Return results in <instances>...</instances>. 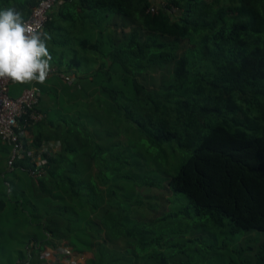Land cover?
Listing matches in <instances>:
<instances>
[{"label":"trees","instance_id":"16d2710c","mask_svg":"<svg viewBox=\"0 0 264 264\" xmlns=\"http://www.w3.org/2000/svg\"><path fill=\"white\" fill-rule=\"evenodd\" d=\"M36 3L0 0V10L14 8L25 20ZM67 3L79 5L77 15L90 21L86 28L73 20L69 29L79 27V46L96 66L80 69L82 59L71 58L65 68L74 74L71 82L56 66L52 75L63 80V93L41 87L44 96L52 93L59 100L52 110L39 89L38 109L45 118L29 132L35 144L60 142L45 174L33 179L15 169L2 176L4 194L49 234L42 246L65 242L74 254L91 252L85 264H168L161 251L165 230L159 226L164 225L158 221L177 213L126 225L130 214L108 185L118 177L133 179L122 172L133 165L118 138L124 123L150 146L169 151L165 166L155 160L165 168L168 187L186 195L214 226L227 217L231 233L264 232V0L62 5ZM53 15L43 31L55 21ZM168 67L169 76L162 74L158 84L139 80ZM32 84L37 85L12 88L18 85V94ZM16 173L23 176L15 183L10 176ZM25 178L27 190L21 187ZM126 201L138 204L137 198ZM120 239L125 244L115 245ZM240 264H264V250Z\"/></svg>","mask_w":264,"mask_h":264},{"label":"rangeland","instance_id":"374dc122","mask_svg":"<svg viewBox=\"0 0 264 264\" xmlns=\"http://www.w3.org/2000/svg\"><path fill=\"white\" fill-rule=\"evenodd\" d=\"M90 6L88 5V8ZM75 15V6H66L64 12L55 15V21L48 31L51 39L46 43L53 56V60L50 62L53 66L63 69L66 68L67 62H72V59L56 58L59 53L55 50V44L58 41V36H61L64 31L66 32L67 29L65 30L64 27H67V24L72 26L73 20L76 24L81 20L82 16ZM71 30H79V27L71 28ZM80 61V69H90L96 66L95 60L91 58ZM170 70L169 67L163 71L157 69L155 72L151 71L145 74L143 78L140 77L139 80L142 83L150 84L153 82L158 84L161 75L169 76ZM37 86L40 90L41 87L56 88L58 94L61 95L63 93L61 87L64 86V82L56 75H52L47 78L44 84L37 83ZM12 89L14 95V91L17 93L20 87L15 85ZM41 92L42 100L52 110L59 103V100L52 93L44 96V89ZM64 103L66 102L64 101ZM128 128L127 123H124L123 134L118 138L122 148L126 150V155L129 156V161L133 163L132 166L123 169L122 172L128 173L133 179L127 180L118 177L115 180H110L108 185L117 189V200L121 203L124 212L130 214L132 222L127 221L124 223L126 225L134 223L135 220L148 221L163 217L167 213H177L175 216H169L165 220L158 221V225H164L163 229L159 226L160 232L165 230L163 232L165 235L163 242H165L161 251L167 257L168 264H240L241 258L252 260L258 252L264 250L263 231L249 229L231 233L229 229L232 227V222L227 217L223 218L222 226L216 227L211 223L208 216L202 210H198L186 195L170 189L166 183V174L163 172L165 168H162V165L165 166L166 164L167 156H170L169 151L166 154L159 147L150 146L146 138H140L138 133ZM164 148L170 150L166 146ZM184 154L188 155L189 152ZM6 159L7 146L0 141V171L4 173L5 177L10 174L6 172ZM155 160H158L162 165ZM145 181L158 182L159 185H147L143 183ZM27 182L29 183V179L25 178L21 184L23 189L27 190ZM101 187L105 188L104 186ZM4 193L3 179L0 178V196H5ZM129 198H134V200L137 198L138 204H127L126 200ZM124 244L125 239H120L115 243L117 246ZM0 264H10L6 255L0 256Z\"/></svg>","mask_w":264,"mask_h":264},{"label":"built area","instance_id":"2783aa9c","mask_svg":"<svg viewBox=\"0 0 264 264\" xmlns=\"http://www.w3.org/2000/svg\"><path fill=\"white\" fill-rule=\"evenodd\" d=\"M69 0H37L31 8V12L24 21L26 24L36 27L44 26L50 19L51 12L58 6ZM58 73L55 66H51L49 75ZM65 81L74 79L72 73H61ZM10 79H0V141L9 147L6 159V171L19 169L26 172L33 179L42 177L48 166L49 158L54 156L60 148L57 140H45L38 144L33 142L29 127L45 118L44 112L38 109L40 102V90L37 85L24 86L18 94H12ZM4 177V174H2ZM6 191H10V183L4 180ZM46 239L50 236L44 232ZM32 250L38 252V257L43 264H79L76 254L71 247L61 242L55 247L42 246L36 240L28 241L24 246L26 262L29 260ZM21 260L17 264H21Z\"/></svg>","mask_w":264,"mask_h":264},{"label":"crops","instance_id":"0c3cea01","mask_svg":"<svg viewBox=\"0 0 264 264\" xmlns=\"http://www.w3.org/2000/svg\"><path fill=\"white\" fill-rule=\"evenodd\" d=\"M150 2L152 5L156 6L162 3V0H150ZM71 4L75 6L76 15L77 13L82 12L81 7L79 5H76L74 3ZM71 4L67 3L62 6L56 7L53 10V17L55 18V15L64 12L65 7L68 5L72 6ZM101 24L103 26L107 25L105 22H101ZM76 25L79 27L87 28L91 24L89 19L85 18L81 19ZM64 28L65 30H67L66 32L64 31L61 36L55 34L56 36H58V41L55 44V50L59 53L56 58H86L88 56V52L84 50L83 47L79 46V43L76 39L79 30H70V25L68 24L67 27L65 26ZM49 29L50 27L45 30V32L48 33ZM62 71H64L63 73H72V71H67L65 68H63ZM15 93L16 91H14V94ZM2 174L4 173H1L0 171V178H2ZM22 176L23 175H21L20 173H16V175L12 174L10 178H13L16 183L18 181H21ZM30 240L47 242L45 241L46 238L44 235L43 228L37 222L31 221L29 219L27 211L21 208V206L17 205L14 198H10V196L8 195L0 196V256L6 255L7 258L10 260V264H17L18 260L22 261L21 264H43L40 261L38 257V252L36 250H32L30 258L29 260H27V262L24 260L26 258L24 246ZM91 256V252L76 253V257L79 264H85L86 260L89 259Z\"/></svg>","mask_w":264,"mask_h":264},{"label":"clouds","instance_id":"9594fccd","mask_svg":"<svg viewBox=\"0 0 264 264\" xmlns=\"http://www.w3.org/2000/svg\"><path fill=\"white\" fill-rule=\"evenodd\" d=\"M50 39L42 27L26 24L16 9L0 10V79L44 84L53 60L46 43Z\"/></svg>","mask_w":264,"mask_h":264}]
</instances>
